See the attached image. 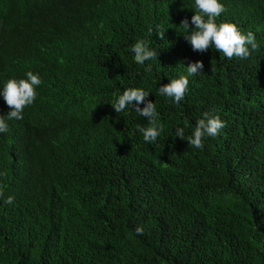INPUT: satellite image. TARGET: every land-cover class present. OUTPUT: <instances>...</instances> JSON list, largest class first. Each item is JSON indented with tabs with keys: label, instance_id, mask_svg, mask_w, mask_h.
<instances>
[{
	"label": "trees",
	"instance_id": "obj_1",
	"mask_svg": "<svg viewBox=\"0 0 264 264\" xmlns=\"http://www.w3.org/2000/svg\"><path fill=\"white\" fill-rule=\"evenodd\" d=\"M220 2L217 24L256 37L247 59L192 50L195 0H0V90L42 80L22 120L0 97V264H264V0ZM201 60L179 105L159 94ZM129 88L156 105L154 143L114 111ZM213 110L225 127L202 150L176 137Z\"/></svg>",
	"mask_w": 264,
	"mask_h": 264
},
{
	"label": "clouds",
	"instance_id": "obj_2",
	"mask_svg": "<svg viewBox=\"0 0 264 264\" xmlns=\"http://www.w3.org/2000/svg\"><path fill=\"white\" fill-rule=\"evenodd\" d=\"M195 8V15L191 17V25L195 26L194 29L189 33L188 30L191 25L187 18L183 19L180 24L185 29L184 38L189 42L193 51L204 53L214 46L219 53L231 60L233 57L247 59L252 52L259 49L256 37L251 31L243 34L234 23H216L217 18L226 11L220 0H195ZM165 31L157 26L156 32L160 40L165 39ZM131 50L134 53L135 62L138 64H144L145 61L156 58V52L150 49L144 39L134 43ZM203 68L204 63L202 60L189 64L187 66L188 75H182L180 78L162 85L159 87V94L173 99L179 105L188 89V77L203 72ZM145 71L151 72V65ZM26 77V79L19 80L9 79L0 90V96L3 97L4 102L10 109L6 116L7 120H22L24 109L35 102L36 88L42 84V80L38 74H34L32 71H28ZM149 94L141 88H129L118 97L113 107L114 111L119 114L131 106L140 116L146 117L149 126H138V128L146 143H154L161 135L163 126L157 123L158 113L155 103L146 100ZM141 104L144 105L143 108H141ZM214 113L215 110L211 113L205 112L203 118L197 121L192 135L187 138L185 137L184 128H177L176 137L186 139L190 146L202 150L204 148V138L217 136L225 127L224 121ZM8 130L5 116L0 115V133H6ZM0 175H6V173H0ZM0 196H3L2 189H0ZM13 201L14 197L9 196L5 202L12 204ZM135 232L142 236L144 234L143 226L137 227Z\"/></svg>",
	"mask_w": 264,
	"mask_h": 264
},
{
	"label": "bare ground",
	"instance_id": "obj_3",
	"mask_svg": "<svg viewBox=\"0 0 264 264\" xmlns=\"http://www.w3.org/2000/svg\"><path fill=\"white\" fill-rule=\"evenodd\" d=\"M1 97V96H0Z\"/></svg>",
	"mask_w": 264,
	"mask_h": 264
}]
</instances>
